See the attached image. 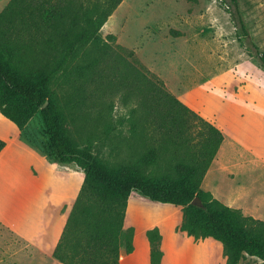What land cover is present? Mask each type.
I'll use <instances>...</instances> for the list:
<instances>
[{"label":"trees","instance_id":"16d2710c","mask_svg":"<svg viewBox=\"0 0 264 264\" xmlns=\"http://www.w3.org/2000/svg\"><path fill=\"white\" fill-rule=\"evenodd\" d=\"M121 1L9 0L0 12V113L49 158L84 172L53 257L62 264H119L120 250H133L134 228H124V218L130 196L138 193L181 207L179 230L195 240L219 241L225 264L245 257L264 262V220L200 188L224 140L222 131L166 90L133 51L116 43L115 34L100 36ZM229 1L249 51L264 69V52L250 39L238 0ZM117 95L136 102L131 136L141 143H127L125 159L118 148L102 160L73 138L69 125L80 121L85 127L92 120L94 128L110 130L104 118ZM36 115L39 139L25 134ZM194 122L202 129L196 135ZM4 145L0 140V150ZM194 197L204 207L192 205ZM145 237L149 264H160V228H148Z\"/></svg>","mask_w":264,"mask_h":264},{"label":"rangeland","instance_id":"374dc122","mask_svg":"<svg viewBox=\"0 0 264 264\" xmlns=\"http://www.w3.org/2000/svg\"><path fill=\"white\" fill-rule=\"evenodd\" d=\"M238 7L250 39L264 52V0H238ZM110 33L163 81L166 90L222 131L224 140L200 188L243 214L264 220V69L241 35L234 5L229 0H122L100 30L102 38ZM113 102V110H106L104 118L110 130L94 128L92 120L85 127L80 121L69 125L73 138L88 143L102 160L112 158L118 148L125 159L126 144L141 143L131 136L136 102L124 101L120 95ZM193 125L196 135L202 129L197 122ZM41 129L36 115L25 134L39 139ZM167 205L172 204L132 193L124 228H134L137 249L131 261L128 255L122 264H149L148 226L161 230L162 264H190L196 247L207 250L212 260L207 264H225L223 246L214 239H194L183 248L187 235L179 230L181 207ZM0 264L61 263L53 256L38 255L0 225ZM239 264L264 262L245 257Z\"/></svg>","mask_w":264,"mask_h":264},{"label":"crops","instance_id":"0c3cea01","mask_svg":"<svg viewBox=\"0 0 264 264\" xmlns=\"http://www.w3.org/2000/svg\"><path fill=\"white\" fill-rule=\"evenodd\" d=\"M8 2L0 0V12ZM0 140L5 142L0 150V225L38 255L53 256L79 194L84 172L76 165L49 158L28 142L17 126L1 113ZM151 227L154 226L146 227L145 231ZM192 238L187 236L183 248L193 243ZM161 247L164 252L163 242ZM136 249L134 236L132 252L126 253L122 248L119 264L128 255L127 261H131L133 256H130ZM207 253L201 247L194 248L190 264L211 262Z\"/></svg>","mask_w":264,"mask_h":264},{"label":"water","instance_id":"95a60500","mask_svg":"<svg viewBox=\"0 0 264 264\" xmlns=\"http://www.w3.org/2000/svg\"><path fill=\"white\" fill-rule=\"evenodd\" d=\"M46 104V103H45ZM45 104L42 106V108L45 106ZM192 205H196L198 207H204L203 203L201 202V199L199 197H194L192 201L190 202Z\"/></svg>","mask_w":264,"mask_h":264}]
</instances>
